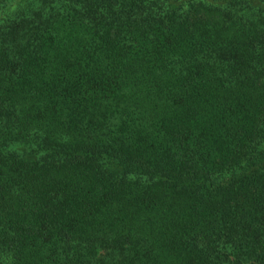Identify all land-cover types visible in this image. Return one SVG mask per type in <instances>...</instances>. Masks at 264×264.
Masks as SVG:
<instances>
[{"label": "trees", "instance_id": "16d2710c", "mask_svg": "<svg viewBox=\"0 0 264 264\" xmlns=\"http://www.w3.org/2000/svg\"><path fill=\"white\" fill-rule=\"evenodd\" d=\"M0 264H264V0H0Z\"/></svg>", "mask_w": 264, "mask_h": 264}]
</instances>
